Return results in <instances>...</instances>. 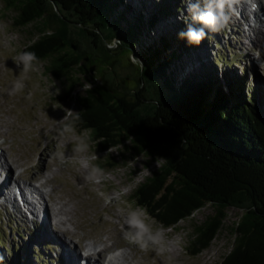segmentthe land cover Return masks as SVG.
I'll use <instances>...</instances> for the list:
<instances>
[{"label": "trees", "instance_id": "1", "mask_svg": "<svg viewBox=\"0 0 264 264\" xmlns=\"http://www.w3.org/2000/svg\"><path fill=\"white\" fill-rule=\"evenodd\" d=\"M136 2L3 0L15 12L13 27L39 33L24 51L67 84L61 101L78 106L83 123L76 130L89 133L97 153L123 150L99 169L114 168L124 154L166 159L135 186L132 204L163 228L212 206L213 213L193 226L189 256L208 249L227 210L237 209L234 245L220 264H264V94L243 92L236 74H221V82L211 64L199 61L209 35L199 45L178 38L190 22L176 21L177 0ZM158 25L166 31L158 33ZM119 50L137 70L134 87L130 67L113 62L100 82L93 72L104 54ZM189 56L196 68L187 65ZM81 80L91 87L74 95Z\"/></svg>", "mask_w": 264, "mask_h": 264}, {"label": "rangeland", "instance_id": "2", "mask_svg": "<svg viewBox=\"0 0 264 264\" xmlns=\"http://www.w3.org/2000/svg\"><path fill=\"white\" fill-rule=\"evenodd\" d=\"M138 1L137 6L140 5ZM154 1L159 2L160 0H146V3L151 4L150 2ZM177 1L180 10L176 21L184 20L192 23L187 7L188 3L194 0ZM4 7L3 0H0V143L2 142L0 147L3 148V155L7 152L5 158L7 164L11 166L12 163L16 166H12L10 174L12 179L26 185L38 186L39 180H30L32 177L40 175V180H42V174L46 176L47 173L55 172V180L59 178L68 180V183L63 184L57 182L67 195L64 199L69 201L71 207H75V213L79 214L77 219L82 224V229L76 230L68 226L74 235L70 239L66 237L70 241L73 240L72 244L77 246L73 249L74 255L77 256V250L81 246L91 245L94 236L101 231L103 232L98 234L101 241L111 234L115 236V227H118L120 236L116 235V240L118 239L117 241L123 244L126 242L136 245L139 250L136 261L143 262L148 253L147 249H142L138 244L129 240L124 223L120 220L125 222L129 211L139 209L129 199L132 191L163 162L150 161L144 155L127 158L124 154L123 157L115 160L114 168L102 170L92 179H86L93 167H99L107 159L120 156L123 150L112 149L108 154L97 153L88 132L81 133L76 130L75 135L61 133L64 124L68 123L72 116L67 111L77 112L78 106L73 99L66 102L61 101L67 84L55 80L46 73V62L37 63L28 74L29 78L25 81L22 93L9 95L5 91L10 89L15 79L22 75V65L18 66L15 62L17 55L24 52V48L30 41H35L39 33L33 26L25 29L13 27L12 20L15 12L6 10ZM262 7L264 8V5ZM148 10H151V7ZM229 15L231 16V13ZM232 24L230 23V26ZM230 26L218 33L206 29L209 36L208 39H204V48L198 55L199 61L208 66L211 64L221 82V74L226 73L230 79L236 74L240 76L239 84L243 92L256 91L257 94H264V43L260 44L261 47L254 45L252 48L245 39H242L247 44L246 52H249V59L245 60L244 49H241L238 43L239 27L233 26L234 31H232ZM157 28L158 33L166 31L164 26L158 25ZM104 55L105 58L103 56L102 58L105 60L97 61L94 66L93 72L96 69L98 82L113 62L123 68H132L128 64L126 50ZM196 62L195 57L189 56L186 59L187 65L194 68L197 67ZM130 74L132 79L128 85L134 87L137 70ZM88 85L91 83L81 80L76 85L73 94L82 95L85 89H89ZM57 90H59L58 95ZM77 136L88 140L87 152L74 151ZM43 152L54 156L58 164H51L48 158L40 162ZM94 155L96 159H92ZM30 157L33 161H29ZM41 167L44 169H39ZM37 172L39 173L35 175ZM72 174H78L79 180L77 181ZM58 195L60 196V193ZM212 213V206L207 205L195 212L192 217L179 222L176 228H163L153 219L149 220L154 231L161 228L163 230L161 243L150 246L156 251L155 260L160 264H220L222 258L231 251L234 245L236 237L233 232L234 223L241 215V211L237 209L227 210L222 229L208 249L196 256H189L185 250L191 241L193 226L200 225ZM19 216L16 210L14 213L11 208L5 209L4 206H0V264H17L16 256L19 257L18 264H49L50 261V264H57L58 259L62 260L57 251L60 249L59 244L51 240L58 241L64 235L59 233L62 236L55 237V230L49 224L42 228L38 225L39 232L36 234L34 231L37 227L26 221L21 211ZM46 235L50 237L51 242ZM66 242L68 243V240ZM162 254H166L172 261L168 262ZM102 256L100 255V258ZM136 261L131 264L137 263ZM153 263L154 259L149 258L148 264Z\"/></svg>", "mask_w": 264, "mask_h": 264}, {"label": "bare ground", "instance_id": "3", "mask_svg": "<svg viewBox=\"0 0 264 264\" xmlns=\"http://www.w3.org/2000/svg\"><path fill=\"white\" fill-rule=\"evenodd\" d=\"M262 1L263 0H240L239 4L236 5L238 15L231 13V19L227 26L229 28L230 23H233L231 26L232 31H234L233 26L239 27L237 32V35H239L238 43L240 48L244 49L245 60H247L249 55V52H246L248 49L246 47L247 44L252 47L254 45L260 46V44L264 43V9L261 6ZM253 4H255L254 8L252 7ZM242 39H245L247 44ZM2 150L3 148L0 149V204H2V207L6 206L7 208H11L14 213L16 210L18 216L21 211V213L25 215V220L28 221L32 226L39 225L42 228L46 225L48 226L49 224L55 230V237H58V235H60L59 233L64 235H60L63 238L59 239L58 241L51 240L50 237L46 235V238L49 239V242L54 241L55 243L59 244L60 249H57V251L59 256L62 258V260L59 259V261H61L63 264H105L104 262L106 260V256L108 253L110 254V252L111 255H109V258L106 260L108 264H131V262L137 260L136 255L139 250L136 245L127 244L126 242L123 244L122 242L117 241L118 239L116 240V235L120 236V230L118 227H115V236L111 234L101 241L98 237V234L103 232L101 231L94 236L91 245L88 244L81 246L77 250V256L74 255L73 249L77 246L72 244L73 240H69L74 235V232L70 229L71 227H73L74 230L82 229V224L80 223V220L77 219L79 214L75 213V207H71L69 201L64 199L66 193L58 183H68V180L65 177V179L59 178L55 180V172L51 174H45L42 170H40L46 175L44 176L42 174L44 179L42 178V180H40V175H37L39 172L35 174L37 177L34 176V178L32 177L30 179H38V186H34L32 184L26 185L24 183L22 184L18 181H15L10 175L12 173L13 165L12 163L11 166L7 164L5 160L7 152H5L6 154L3 155ZM45 158H48L51 164H58L54 156H49L44 152L41 154L40 162H43ZM29 161H33V158L30 157ZM42 168L43 167L39 169ZM72 175L77 181L79 180L78 174ZM12 181L14 182L11 184ZM58 193H60V196ZM19 202L21 204H19ZM120 222L124 223V229L127 231V225L125 222L121 220ZM39 226L37 227L39 228ZM65 238L68 240V243L66 242L67 240H64ZM117 249H121V251L119 253H114L113 251ZM147 252L148 253H146V257L143 259V262L138 263L136 261L137 263L135 264H148L149 258L154 259L153 264H160L155 260L157 255L153 247H149ZM84 255H86V257H84ZM100 255L103 256L100 258ZM162 256L168 262L172 261V259H169L166 254H162Z\"/></svg>", "mask_w": 264, "mask_h": 264}, {"label": "clouds", "instance_id": "4", "mask_svg": "<svg viewBox=\"0 0 264 264\" xmlns=\"http://www.w3.org/2000/svg\"><path fill=\"white\" fill-rule=\"evenodd\" d=\"M240 0H194L189 2L187 11L190 14L192 23H189L185 30L179 32L178 38L186 40L190 45H199L207 36V30L211 32H221L224 30L231 19L229 13L237 14L236 5ZM255 7V4L252 5ZM194 25H200L196 27ZM111 47V45H109ZM18 66L22 65V75L15 79L10 89H6L9 95L22 93L25 88V81L29 78L28 74L39 63V58L34 52H20L15 60ZM90 88L91 85H88ZM56 94H59L57 90ZM72 115V120L65 123L61 133L76 134V124L83 123L80 114L77 112L67 111ZM88 131H91L89 129ZM74 151L85 153L89 149V142L82 136L76 137ZM94 155L92 159H96ZM161 162L166 161L164 158H157ZM102 172L98 167H93L91 173L86 179H92ZM152 218L148 215L147 210L143 208L134 209L128 212L125 223L127 225L126 235L130 241L138 244L142 249H148L151 245H158L163 239V230H153L152 225L148 222ZM154 223V221H153Z\"/></svg>", "mask_w": 264, "mask_h": 264}, {"label": "water", "instance_id": "5", "mask_svg": "<svg viewBox=\"0 0 264 264\" xmlns=\"http://www.w3.org/2000/svg\"><path fill=\"white\" fill-rule=\"evenodd\" d=\"M134 58H136L135 55H134Z\"/></svg>", "mask_w": 264, "mask_h": 264}]
</instances>
